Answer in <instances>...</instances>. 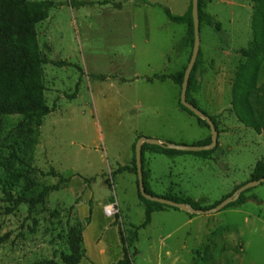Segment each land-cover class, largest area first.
Returning a JSON list of instances; mask_svg holds the SVG:
<instances>
[{
  "label": "rangeland",
  "instance_id": "374dc122",
  "mask_svg": "<svg viewBox=\"0 0 264 264\" xmlns=\"http://www.w3.org/2000/svg\"><path fill=\"white\" fill-rule=\"evenodd\" d=\"M27 1L58 5L36 25L37 44L43 56L70 66H44V97L53 109L49 116L32 122L21 115L0 116V264L61 261V254L70 253V230L91 209L92 194L96 201L93 236L112 220L103 208L116 197L123 215L139 226L144 211L137 207L136 176H112L119 167L134 165L137 138L192 146L210 132L179 108V86L172 81H147L187 68L192 54L188 28L170 22L161 8L146 6L142 0H88L94 5L75 8L69 6L71 0ZM148 1L169 7L176 16L185 14L186 0ZM190 4L188 0L186 7ZM260 5L256 0H206L203 7L220 28L209 26L207 20L201 27L202 58L213 63L210 73L205 71L197 104L216 117L221 131L211 158L223 155L222 164L231 165L230 169L204 168L190 155L175 161L166 156L152 160L160 189L171 182L179 184L189 195L203 197L201 208H211L232 195L238 187L232 190V185L250 181L257 162L264 160V133L244 127L231 111L237 70L250 60L240 52L253 42ZM259 68L264 83V61ZM100 76L109 78H95ZM75 93L74 99L68 98ZM51 168L66 177L76 176L43 204L14 208L12 199L37 198L44 187L58 184V178L45 176ZM252 194L263 201L264 211V184L246 196ZM104 198L109 201L102 206ZM114 222L121 225L120 218ZM155 225L167 233L173 223L157 219ZM245 234L250 239L245 264H264V213L263 221ZM147 240L144 236L138 243L143 251Z\"/></svg>",
  "mask_w": 264,
  "mask_h": 264
},
{
  "label": "trees",
  "instance_id": "16d2710c",
  "mask_svg": "<svg viewBox=\"0 0 264 264\" xmlns=\"http://www.w3.org/2000/svg\"><path fill=\"white\" fill-rule=\"evenodd\" d=\"M146 6L159 7L165 13L168 20L172 23L179 25H186L191 38L192 52L194 47V23L192 15V1L187 13L183 16H175L171 12L169 7L161 4H152L148 0H142ZM206 0H199V19L200 27L205 20L208 21L209 26L220 28V24H215L212 17L204 12L203 7ZM257 4H261V8L258 9L253 22L254 39L248 50L240 52L243 58L250 59L245 64H241L237 70L235 80L232 85V103L231 111L237 118V120L244 127L252 129L257 134L264 133V83H261L260 79V64L264 61V0H256ZM94 3L88 0L77 2L75 0L69 1V6L72 8L78 6H93ZM58 5L54 1H41V2H29L27 0H0V116H24L27 122H32L35 118H45L49 116L53 109L48 107L44 97V66L52 64L56 67L70 66L66 62H54L43 56L37 44L36 38V25L44 22L49 17V12L52 9L57 8ZM192 56V54H191ZM190 56V59H191ZM201 52L199 54L197 63L192 71L188 91L187 100L197 108H199L194 94L200 89L198 82L199 68L202 63ZM190 62V60H189ZM187 68L174 73V74H161L155 75L152 78H148L147 81L153 83L155 81L165 82L171 80L175 85L182 88L184 76ZM80 72L81 69H80ZM96 79L105 81L108 76L95 77ZM76 93L68 97L74 99ZM180 108L194 116L197 119L198 124L210 131L208 124L197 118L192 112L186 109L179 101ZM200 109V108H199ZM201 110V109H200ZM202 111V110H201ZM204 112V111H203ZM209 116L206 112H204ZM211 117L214 122L218 135L221 131L216 117ZM141 137H138L133 145L134 165L119 167L112 173V176H117L122 173H132L137 176L136 166V143ZM212 143V136L207 141L198 143L197 146H206ZM218 146L211 151L201 152H180L176 150H169L161 146H153L144 144L142 151L146 149H152L165 155H178V154H190L201 157L203 159L210 158L217 150ZM142 163L144 166V154H142ZM45 176L58 178L59 182L55 186L44 187L37 198L20 197L15 200L14 208H17L23 204H28L31 207L37 204H43L49 194L62 190L70 184L73 177H66L58 173L54 168L45 174ZM264 178V160L257 162L254 171L251 175L250 181H257ZM138 179V178H137ZM85 183H89V179H83ZM248 181V182H250ZM145 188L148 194H153L147 184L146 175L144 174ZM247 182V183H248ZM240 185L236 188V191L245 185ZM139 187V186H138ZM251 189L244 192L240 198L234 203L229 204L223 210L229 208H237L246 204L249 200L257 201V196H246V193ZM235 191V192H236ZM231 196V195H230ZM139 197L146 206L145 219L143 223L135 227V235L139 230L148 227L152 221V214L158 211H164L172 209L179 211L172 207L164 206L156 202L149 201L143 198L139 191ZM159 197V196H157ZM229 197V196H228ZM226 197V198H228ZM178 203L189 204L195 209L208 210L217 206L220 202L213 207L205 209L199 206V202H196L190 198H181L171 195L163 196ZM225 198V199H226ZM223 199V200H225ZM92 210L90 209V216L87 218V223L90 222ZM83 226L78 225L70 230L69 233V254H61V261L63 264H80L83 258H85L86 251L83 240ZM121 242L123 245L124 257L119 264H133V258L136 256V252L132 250L130 241L125 237L122 228H119ZM31 264H60L56 259L43 260L34 262Z\"/></svg>",
  "mask_w": 264,
  "mask_h": 264
},
{
  "label": "crops",
  "instance_id": "0c3cea01",
  "mask_svg": "<svg viewBox=\"0 0 264 264\" xmlns=\"http://www.w3.org/2000/svg\"><path fill=\"white\" fill-rule=\"evenodd\" d=\"M187 1L188 0H186L185 2V14L190 7H186ZM200 52L202 55L201 42ZM212 63L213 61L202 58V63L198 73V82L200 85V89L197 93L194 94V99L196 100V102L199 101L200 94L204 90L202 82L205 71L210 73L209 70H211L210 65ZM179 71H181V69L177 72ZM210 136L211 134L209 132V134H207L203 139L193 141L192 146L207 141ZM143 154V173L146 175V181L151 192L155 194L156 197L171 195L185 199L190 198L196 202H199L201 199H203V197H195L189 195L188 191L183 190V188L180 187L179 184H176L174 182H171L166 188H159V182H161V180L157 181V178L154 175L155 173L152 167V160L157 156H166L170 160L175 161L178 158H181L183 154L165 155L150 148L146 149ZM146 154H148L149 156V160L147 163L145 162ZM190 156H193L194 158L203 162L204 168L218 167L220 169L224 168L226 170H229L231 167V165L229 166L225 163L222 164V162L225 161H223V155L221 154H216L212 158L210 157L208 159H203L195 155ZM247 181H236L232 185L231 189L233 190L234 186L239 187L240 185L247 183ZM135 186L137 190V207L140 210H142L143 208L145 219L146 206L139 197L137 176ZM232 190L229 191L232 192ZM229 191L227 192L230 193ZM93 195L94 194L90 195L89 197L91 198L89 203L92 209L90 222L87 223V218L90 216V210L89 213L85 215L84 221H81L78 217L79 222H81L84 228L83 240L86 251L85 258H83L80 264H119V262L124 257L119 228H122L125 237L131 243L132 250L136 252V257L133 258V264L137 263H135V259L140 260V264H245V257L249 255L247 249L250 243V239L246 238L245 232L250 230L259 222L263 221V201L256 194H252L251 196H257V201L249 200L241 207L229 208L212 215H193L185 213L181 210L176 211L172 209L155 212L152 214V221L150 225L145 229L139 230L135 235L134 229L138 226H134L130 218L123 215L121 205L119 204L118 198L116 197L113 200H115L120 207L121 225H116L114 219L109 220L106 228L102 229L99 234H97V236H93L91 232L96 227V201L95 199H93ZM106 201H109V198H104L102 200V206H104ZM255 206L257 207V209H255ZM157 219L161 221L162 219H164V223L166 224L172 225L173 223L171 231L167 233H163L161 231L159 232L155 225V221ZM143 221L141 222V224L143 223ZM126 223L127 225H129V229H126ZM157 233L159 234L156 236ZM109 235L111 237H109ZM144 236L148 239V247L145 251L141 250L140 244H138L140 239H142ZM58 263L63 264V262L60 260H58Z\"/></svg>",
  "mask_w": 264,
  "mask_h": 264
},
{
  "label": "water",
  "instance_id": "95a60500",
  "mask_svg": "<svg viewBox=\"0 0 264 264\" xmlns=\"http://www.w3.org/2000/svg\"><path fill=\"white\" fill-rule=\"evenodd\" d=\"M192 15H193V23H194V47L190 62L185 72L183 85L181 88V96L180 101L181 104L192 112L197 118L205 121L211 132L212 136V143L206 146H183V145H176L168 142L159 141L156 139H150L146 137H141L136 143V166H137V178H138V186L140 194L143 198L159 203L164 206L172 207L175 209H179L185 213L193 214V215H212L222 211L225 207L229 204L234 203L237 201L240 196L249 189L255 188L264 184V178L257 180V181H250L240 187L236 192H234L231 196L226 198L225 200L221 201L217 206L208 209V210H199L193 208L189 204L178 203L166 198L156 197L147 193L145 188L144 182V173H143V163H142V148L144 144L153 145V146H161L169 150H176L180 152H201V151H211L214 150L218 145V132L214 122L212 121L211 117L207 116L203 111L199 108L188 102L187 100V91L189 86L190 77L192 71L197 63L199 54H200V19H199V0H192Z\"/></svg>",
  "mask_w": 264,
  "mask_h": 264
},
{
  "label": "built area",
  "instance_id": "2783aa9c",
  "mask_svg": "<svg viewBox=\"0 0 264 264\" xmlns=\"http://www.w3.org/2000/svg\"><path fill=\"white\" fill-rule=\"evenodd\" d=\"M104 214L107 218L117 220L121 216V211L118 203L113 200L104 208Z\"/></svg>",
  "mask_w": 264,
  "mask_h": 264
}]
</instances>
